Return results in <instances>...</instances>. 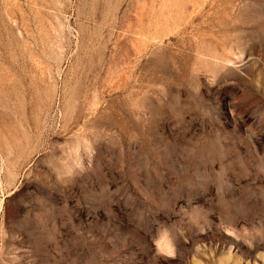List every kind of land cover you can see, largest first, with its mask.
<instances>
[{"label": "rangeland", "instance_id": "1", "mask_svg": "<svg viewBox=\"0 0 264 264\" xmlns=\"http://www.w3.org/2000/svg\"><path fill=\"white\" fill-rule=\"evenodd\" d=\"M0 264H264V0H0Z\"/></svg>", "mask_w": 264, "mask_h": 264}]
</instances>
